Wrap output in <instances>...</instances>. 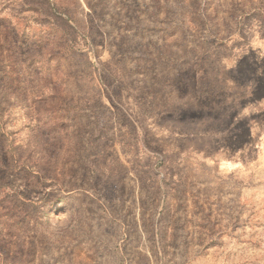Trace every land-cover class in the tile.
<instances>
[{
	"label": "rangeland",
	"instance_id": "rangeland-1",
	"mask_svg": "<svg viewBox=\"0 0 264 264\" xmlns=\"http://www.w3.org/2000/svg\"><path fill=\"white\" fill-rule=\"evenodd\" d=\"M252 73L264 0H0V264H264Z\"/></svg>",
	"mask_w": 264,
	"mask_h": 264
},
{
	"label": "crops",
	"instance_id": "crops-1",
	"mask_svg": "<svg viewBox=\"0 0 264 264\" xmlns=\"http://www.w3.org/2000/svg\"><path fill=\"white\" fill-rule=\"evenodd\" d=\"M244 81L248 82V86L251 89L248 95L252 96L251 99H249V103H244L245 107L249 106L248 104L250 103L264 106V81L260 80L259 76L255 73H252L250 77H248L246 80L244 79ZM261 110H264V108H262ZM254 112H256V114L247 113L239 118H229L230 120H232L228 128V135H230L229 137H231V140H241L242 143L245 144L246 139L250 138V136L253 135L254 127L252 121L255 120L259 124L260 119L255 118L260 117L262 113L257 111Z\"/></svg>",
	"mask_w": 264,
	"mask_h": 264
}]
</instances>
